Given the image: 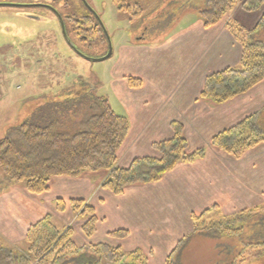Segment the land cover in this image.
<instances>
[{"label": "crops", "instance_id": "obj_1", "mask_svg": "<svg viewBox=\"0 0 264 264\" xmlns=\"http://www.w3.org/2000/svg\"><path fill=\"white\" fill-rule=\"evenodd\" d=\"M172 2L174 10L187 11L163 41L149 44L142 37L135 43L121 39L116 50L117 75L122 79L116 102L120 113L111 108L129 121V132L117 152V165L127 167L137 157H159L151 144L172 136V121L183 125L187 151L204 148L205 156L193 163L177 164L157 182L127 186L120 195L100 186L103 172L97 176L53 177L49 190L40 195L13 184L14 194L0 195L3 246L22 248L28 226L51 214L59 228L71 225L75 229L73 239L80 253L72 255L66 264H74L80 254L92 255L87 245L97 243L119 247L124 253L140 249L149 253L148 264H166L174 250L178 262L179 244L197 228L194 216L196 220L204 218L203 212L208 210L204 214L212 213L211 218L229 219L264 202V144L247 150L238 159L210 145L214 135L247 116L254 115L263 130L264 80L222 104L199 96L207 75L239 66L241 46L228 30L227 21H249L253 27L259 14L239 6L215 25L205 27L200 12L207 0ZM193 2L198 3L189 10L184 8ZM135 5L138 18L144 8L140 2ZM127 77L140 79L141 86L131 88ZM56 199L66 202L64 211H56ZM70 199H83L93 207L98 220L91 237L82 233L83 222H78L71 211ZM115 230L128 234L124 238L108 235ZM199 235L202 237L203 232Z\"/></svg>", "mask_w": 264, "mask_h": 264}, {"label": "trees", "instance_id": "obj_2", "mask_svg": "<svg viewBox=\"0 0 264 264\" xmlns=\"http://www.w3.org/2000/svg\"><path fill=\"white\" fill-rule=\"evenodd\" d=\"M113 2L119 11L131 16L138 15L137 8L133 10L134 5L128 0ZM62 3V8L69 6L68 0H63ZM207 3L208 8L200 12L205 27L221 21L237 5L246 12L257 11L264 5V0H208ZM77 7V14L63 13L65 31L81 46L90 47L96 43L95 34H101L102 29L80 0ZM263 25L264 12L252 29L243 28L234 21L226 23L241 46L239 66L227 67L207 75L199 95L201 98L214 104H222L264 80V42L254 38V34ZM126 80L131 88H139L142 84L138 78L127 77ZM67 104V112L63 115H55L53 112L52 115H41L37 122L24 121L9 128L7 134L0 139V168L9 181L24 183L25 189L31 194L40 195L48 191L49 181L53 177L76 178L88 172H103L105 176L100 186L120 195L127 186L157 182L177 164L193 163L205 156L204 148L187 152L183 125L172 121V136L151 145L160 154L159 157H137L127 167H119L117 152L129 131L128 119L115 113L108 100L97 96L93 88L77 95L74 103L69 101ZM263 142L264 131L258 128L254 115L218 132L210 140L213 147L236 159ZM68 205L73 213L84 217L82 233L91 237L96 231L97 223L93 207L82 199H70ZM54 206L57 212H62L67 204L62 199H56ZM262 216L264 213L259 216L247 210L224 221H210L204 228H195L194 233L205 232L214 237L240 235L243 225L249 224L250 220L264 224ZM239 222L241 226L235 227ZM127 234L126 230L108 233L109 236L118 238H124ZM261 234L255 233L250 242L238 244L239 251L228 244L219 245L217 249L220 264H240L245 261L246 257L243 255L248 251L247 245L263 248L264 239ZM72 236L71 227L61 229L54 223L51 214H45L28 227L22 248L0 244V264H66L79 251ZM87 247L93 256L80 254L74 261L89 258L74 264L92 260L93 264H147L140 249L124 253L119 247L104 243ZM173 252L174 250L167 256L166 264H176L172 260ZM262 254L263 249L254 252L252 256L257 259ZM232 255L235 257L230 261Z\"/></svg>", "mask_w": 264, "mask_h": 264}, {"label": "rangeland", "instance_id": "obj_3", "mask_svg": "<svg viewBox=\"0 0 264 264\" xmlns=\"http://www.w3.org/2000/svg\"><path fill=\"white\" fill-rule=\"evenodd\" d=\"M68 1L69 6H71L62 8L63 0H0V139L7 134L9 128L17 126L24 121L37 122L41 115H52L53 112L55 115H63L67 112V103L69 101L74 103L77 95L90 88H93L97 96L105 97L111 107L113 106L112 108H115L117 113H120L116 102L121 85L119 83L122 79L117 75L118 61L116 62L115 58L121 39H123L122 42L135 43L139 37H142V40L149 44L163 41V37L167 33L170 34L172 28L177 26V21L187 11L178 8L174 10V3L172 2L174 0H152L148 2L146 0H128L129 3L134 5L140 2V6L144 8L143 14L137 18L119 11L113 0H86L101 20L107 36L103 31L101 34L96 33V43L90 47L81 46L82 44H79L75 38H71L68 35L67 37L78 51L89 58L104 56L109 43L112 47V54L106 60L89 61L77 54L70 44L66 42L56 14L51 8L44 6H51L60 15L69 12L73 14L79 13L76 10L79 8L77 7L78 0ZM197 3L193 2L190 5L186 3L184 8L189 10L191 6ZM136 6L133 10H135ZM239 6L237 5L236 7ZM207 8L208 3L206 2V7H203V10ZM253 12H258L259 20L264 12V5ZM23 13H26L30 18ZM258 20H256L254 26ZM227 22H231V20ZM239 23L250 27L249 21H239ZM253 27L247 29H252ZM254 38L264 42V25L254 34ZM65 99L70 100L67 101ZM262 129L264 131V128ZM261 144H264V142L258 145ZM98 173L96 172L95 176ZM104 176L105 174L103 178ZM13 184L24 186L22 182L9 181L0 168V195L5 196L6 193L11 191L14 194ZM85 203L88 204L86 201ZM247 210L260 216V214L264 213V202L252 205V207L236 213L247 212ZM75 214L78 222H85L83 216L78 213ZM211 215L212 213H205L203 214L204 218L194 219L195 227H206L212 219L215 222L225 220L214 218L213 216L211 218ZM262 217L264 218V216ZM248 222L250 223L243 225V232L240 235L214 237L204 232L201 237L198 232L193 233L179 244L177 250L178 262L175 260L177 252L172 254V260L176 264H220V253L216 247L218 244H228L231 248L239 251L238 244L250 242L255 233L261 234L263 232L261 236L264 239V224H257L254 219ZM237 226H241V222L236 223L235 227ZM66 227H71L73 239L75 229L71 225L61 226V229ZM0 244H2L1 240ZM246 248L248 251L243 255L246 257L245 261L240 264H264V247H248L247 245ZM261 249H263V254L260 258L256 259L252 256L254 252L257 253ZM143 254L148 264L149 253L143 252ZM234 257L232 255L230 261ZM88 258H80L75 262H81Z\"/></svg>", "mask_w": 264, "mask_h": 264}, {"label": "water", "instance_id": "obj_4", "mask_svg": "<svg viewBox=\"0 0 264 264\" xmlns=\"http://www.w3.org/2000/svg\"><path fill=\"white\" fill-rule=\"evenodd\" d=\"M80 1H81V2L83 3V5L88 9V11L94 16V18L97 20L98 24L100 25V27H101L103 33L107 36V33H106L105 29H104V26H103L101 20L99 19V17L97 16V14L93 11V9L89 6V4L87 3V1H86V0H80ZM55 13H56V16H57V18H58V20H59L60 28H61L62 34H63V36H64L66 42H67L68 44H70L71 48H72L74 51H76L77 54H79L80 56L86 58V59L89 60V61H103V60H106L107 58H109V57L111 56V54H112V47H111V44H110V43H109V46H108V49H107L106 54H105L104 56H102V57H99V58H89V57H86L85 55H83V54H82L80 51H78V50L75 48V46L71 43L70 39H69V38L67 37V35H66L65 28H64V23H63V20H62L61 16H60L59 14H57L56 11H55ZM107 39L109 40L108 37H107Z\"/></svg>", "mask_w": 264, "mask_h": 264}, {"label": "flooded vegetation", "instance_id": "obj_5", "mask_svg": "<svg viewBox=\"0 0 264 264\" xmlns=\"http://www.w3.org/2000/svg\"><path fill=\"white\" fill-rule=\"evenodd\" d=\"M42 6V5H41ZM45 7H47V8H51L52 9V11L55 13V11H54V8H52L51 6H49V5H44ZM57 12V11H56ZM26 17H29V16H27V14L26 13H23ZM56 14V13H55ZM57 14H59L58 12H57ZM60 15V14H59ZM61 16V18H62V20L64 21V16L65 15H60ZM30 18V17H29ZM66 32V31H65ZM67 34V33H66Z\"/></svg>", "mask_w": 264, "mask_h": 264}]
</instances>
